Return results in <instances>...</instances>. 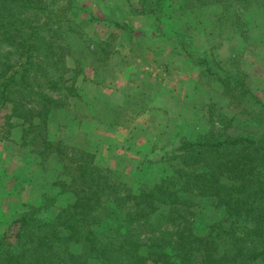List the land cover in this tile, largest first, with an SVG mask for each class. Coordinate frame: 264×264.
I'll return each instance as SVG.
<instances>
[{
	"label": "trees",
	"instance_id": "1",
	"mask_svg": "<svg viewBox=\"0 0 264 264\" xmlns=\"http://www.w3.org/2000/svg\"><path fill=\"white\" fill-rule=\"evenodd\" d=\"M173 1L126 4L161 37L163 23L177 18L175 49L219 88L234 116L217 114L194 139L180 135L158 159L146 160L158 163L160 175L128 183L96 161L85 125L102 119L114 127L124 109L82 113L88 98L77 82L85 61L97 74L116 58L128 60L115 45L119 31L129 54L142 58L138 50L133 55L135 29L116 19L102 40L88 35L97 20L80 19L77 0H0V139L18 128L20 149L42 164L55 162L48 192L0 226V264H264V100L241 61L257 17L264 25V0H177L172 10ZM225 43L230 54L221 59ZM68 120L79 124L75 135ZM202 200L217 217L204 220Z\"/></svg>",
	"mask_w": 264,
	"mask_h": 264
},
{
	"label": "rangeland",
	"instance_id": "2",
	"mask_svg": "<svg viewBox=\"0 0 264 264\" xmlns=\"http://www.w3.org/2000/svg\"><path fill=\"white\" fill-rule=\"evenodd\" d=\"M77 2L80 19L97 20L86 27L90 37L106 39L114 31L111 22L117 19L135 29L133 55L136 50L142 54V58L130 55L126 33L119 31L115 45L123 56H129L128 60H112L113 57L106 68L104 65L97 67V74L88 62H83L85 73L78 79L77 87L88 101L80 104L82 113L89 107L99 110L103 106L120 105L124 109L114 127H106L109 122H102V119L85 123L91 139L88 147L96 154L99 164L117 170L127 177L128 183L141 180L144 174L146 178L160 175L158 163L152 165L146 160L158 159L180 135L194 139L207 131L217 114L234 116V109L220 96L219 88L202 80L199 69L191 66L175 49L171 39L178 26L175 16L163 23L164 36L161 37L146 19L129 14L126 0ZM130 2L138 7L137 0ZM177 4L174 0L170 9L175 10ZM255 24L241 61L242 68L253 75L255 94L264 100V25L259 17ZM195 40L200 49L204 48L202 35H196ZM229 54L230 46L225 43L219 57L226 59ZM68 65L73 66L71 59ZM100 68L104 69L103 73ZM139 94L143 99L132 101L139 98ZM97 100L102 101V105ZM90 116L93 118L95 114L90 113ZM236 121L242 127L246 123L242 116ZM55 130V125H51L50 131ZM78 130V122L68 120V133L75 135ZM19 136L20 129L16 128L9 139H0V226L18 217L23 204H37L43 193L48 192L53 178V159L42 164L30 149L19 148ZM211 205L209 200L199 201L197 211L206 221L217 217ZM140 237L144 242L150 239L145 233Z\"/></svg>",
	"mask_w": 264,
	"mask_h": 264
}]
</instances>
